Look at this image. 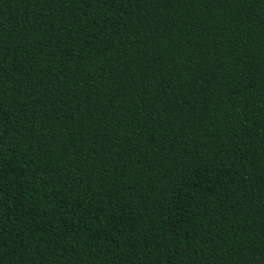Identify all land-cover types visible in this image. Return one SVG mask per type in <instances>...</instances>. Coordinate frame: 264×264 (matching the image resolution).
Wrapping results in <instances>:
<instances>
[{"label":"trees","instance_id":"1","mask_svg":"<svg viewBox=\"0 0 264 264\" xmlns=\"http://www.w3.org/2000/svg\"><path fill=\"white\" fill-rule=\"evenodd\" d=\"M0 264H264V0H0Z\"/></svg>","mask_w":264,"mask_h":264}]
</instances>
